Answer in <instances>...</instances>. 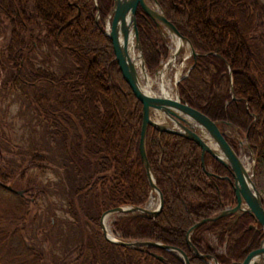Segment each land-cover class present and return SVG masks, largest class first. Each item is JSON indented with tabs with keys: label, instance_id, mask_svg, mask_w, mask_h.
Wrapping results in <instances>:
<instances>
[{
	"label": "trees",
	"instance_id": "obj_1",
	"mask_svg": "<svg viewBox=\"0 0 264 264\" xmlns=\"http://www.w3.org/2000/svg\"><path fill=\"white\" fill-rule=\"evenodd\" d=\"M113 3L0 0V23L6 20L8 33L0 54V70L8 71L5 89L20 91L32 101L39 121L59 144L62 181L68 186L67 212L82 234L74 251L53 256L51 263L184 264L176 251L120 246L109 242L101 230L103 212L120 205H147L152 193L138 150L143 107L123 78L113 44L104 33ZM158 5L199 52L195 65L177 83L181 99L219 122L222 131L230 123L245 135L257 170L264 164V2L158 0ZM136 22L146 68L153 73L171 52L141 9ZM42 44L71 58L70 69L58 74L37 66L32 56ZM224 135L239 154L236 141L227 132ZM146 139L147 159L164 204L156 216L120 215L112 222L113 233L124 240L176 246L188 254L190 264H209L195 256L186 236L197 221L236 204L233 188L224 178L233 179L231 169L206 153V168L213 173L208 176L201 165V148L182 135L148 126ZM2 144L0 264H46L45 255L52 248L39 237H27L42 191L38 186L25 187V182L21 186L24 172L17 175L10 170L11 159L2 154ZM41 156L32 154L25 171H42ZM210 234L216 235L222 252L204 239ZM262 239L264 230L250 213L207 221L190 236L201 253L220 264H240L259 251Z\"/></svg>",
	"mask_w": 264,
	"mask_h": 264
},
{
	"label": "water",
	"instance_id": "obj_2",
	"mask_svg": "<svg viewBox=\"0 0 264 264\" xmlns=\"http://www.w3.org/2000/svg\"><path fill=\"white\" fill-rule=\"evenodd\" d=\"M113 1L114 3L110 9V14L105 20L106 24L104 33L109 37L111 44H113V52L116 56V61L119 65L123 78L127 82L128 86L131 87L134 96H137V98L140 100L143 107V119L140 127L141 131L139 136L140 140L138 150L140 151V159L143 162L151 192L156 193L159 203L157 207L152 209H149L147 205H120L103 212L100 218V226L103 236L109 242H113L120 246L131 248H143V246H146L150 248L156 247L163 250L166 249L173 252L176 251L181 256L184 264H190V258L188 254H185L183 250L176 246L173 247L167 244L163 245L156 240L151 241L143 239L129 241L122 238L119 239L112 233L109 236L107 226H105V219L109 216V214L112 213H138L156 216L162 209L164 204L163 193L156 185L153 170H151V165L147 159L146 136L148 132V126H152L157 130L182 135L189 138L190 140L192 139L195 141L196 144L201 148V165L208 176H212L213 173L208 168H206L204 157L206 153L214 157L223 166L229 167L231 169L233 179L227 176L224 178L229 181L231 188H233L236 204L226 207L223 209V211L216 214V216L197 221L195 225L188 230V234L186 236V242L196 257L206 259L207 261H213L215 264H220L214 257L201 253L197 246L191 242L190 236L192 231L207 221H214L217 218L225 217L230 214L235 215V218H238V216L243 213H250L254 219H256L257 223H260L261 228L264 230V198L261 196L260 191L255 186L252 176H250L248 168L244 165L240 155H238V153L235 151V149H233L232 145H230L226 139L224 135L226 131H222L220 129L219 122L211 120L206 114H203L181 99L177 84L180 77L175 78L176 96L174 98L169 96L150 95L146 93L143 88L142 81H144V78H142L139 74L137 66L133 63L129 54V38L132 34L135 43L134 46L137 48V52L142 59L141 68L143 71H147L141 43L139 41L138 22H136V15L138 12L137 10L141 9L143 14L153 21L157 28L165 27L168 31H170L171 34L188 43L189 51L191 52V57L193 58V64L190 65L189 68L195 65L196 58L199 55V52L194 50L190 40L185 38L177 29V27L167 19L165 13L158 5V0ZM150 3L152 5H157L161 11L159 12L158 10L154 9ZM98 18L99 15L97 16V19ZM180 50L181 48L177 47L170 59H175L180 53ZM155 113L160 114L164 120L155 118ZM226 124L237 133L236 128L232 124ZM204 134L207 135L205 136ZM247 146L249 147L250 155H252L254 158L248 143ZM152 256H156L162 261L164 260L163 256L158 255L157 253H153ZM240 264H264V239H262L259 251L250 253Z\"/></svg>",
	"mask_w": 264,
	"mask_h": 264
},
{
	"label": "rangeland",
	"instance_id": "obj_3",
	"mask_svg": "<svg viewBox=\"0 0 264 264\" xmlns=\"http://www.w3.org/2000/svg\"><path fill=\"white\" fill-rule=\"evenodd\" d=\"M261 1L264 2V0ZM31 11L32 5L29 4L28 12ZM5 21L0 23V54L5 51L3 49L7 42L8 33L5 29ZM39 31L40 29L35 28V34L41 36V32ZM158 31L171 53L165 61L161 62L162 64L159 69L153 73L148 72V74L153 82L154 90L159 93V71L164 70L165 84H167L171 95L175 96V78L177 71L179 77L186 74L191 64V52L187 46V48H181L180 53L175 59H170L175 48L171 33L165 27H160ZM135 51L138 54L137 48H135ZM0 59H2V55H0ZM32 59L37 66L40 65L47 69H53L58 74L66 69H70L72 66L71 58L66 57L62 50L46 44L38 47L37 51L33 53ZM0 71V144H2L3 139L6 140V143L1 145L4 152L2 154L7 156L9 160L11 159L9 163L11 166L10 170L14 169L17 171V175L20 172H24L21 186L25 182V187H30V185L33 187L38 186L42 191L41 195H38L35 204L38 215L35 221L32 222L31 232L27 234V237H33L34 239L39 237L44 245L47 246L49 244L52 249L51 252L47 251L48 253L45 255L44 261L46 264H53L51 263L53 256L59 255L62 257L68 250L69 252L74 251V246L82 239L81 230L73 226V222L67 212L66 201L69 196H67L65 191L68 186L62 181L64 171L62 170V164H60V146L53 141V136L49 133L45 122L39 121L32 101L22 95L20 91L5 89L4 80L7 78L8 71L3 69ZM154 117H159L160 120H164L163 117L156 113ZM225 131L236 141V145L239 148V155L244 165L248 168V172L252 176L255 186L264 198V164H260L256 170L255 161L250 156L245 135L236 133L228 126L225 127ZM204 135L206 136L207 134ZM34 153L40 154L42 155V159L44 158L43 162H41L43 169L41 171L37 168H30L25 171L24 167ZM2 164H4L3 161ZM28 180L31 181V184L27 182ZM34 191L32 190L31 192ZM150 200L152 201L150 202ZM148 203L149 209L157 207L159 202L156 193H151L147 201ZM120 215L124 214L112 213L107 217L105 226H107L109 232L111 231L113 233L112 222L120 217ZM49 220H54L55 223L49 225ZM204 239L211 245L217 247L219 252H222L223 246L217 242L215 234L207 235V238Z\"/></svg>",
	"mask_w": 264,
	"mask_h": 264
},
{
	"label": "bare ground",
	"instance_id": "obj_4",
	"mask_svg": "<svg viewBox=\"0 0 264 264\" xmlns=\"http://www.w3.org/2000/svg\"><path fill=\"white\" fill-rule=\"evenodd\" d=\"M152 7H154V9L158 10L159 12L161 11V10H159L158 6L155 5V4H153ZM171 38H172V41H174V44H175V48L173 50V54H174V51L176 50L177 47H180V48H184L185 47V48H187L188 43H186L185 41L180 40L177 36H174L173 34H171ZM134 44L135 43H134L133 35L131 34V36L129 38V54L131 56V59H132L133 63L136 64L139 74L141 75L142 78H144L145 82L142 81V85H143V88H144L145 92L150 94V95H154V96L160 95V96H166V97L169 96V97H173L174 98L176 95L175 96L171 95V92H170L167 84H165V79H164L165 71L164 70L159 71L160 77L158 78V85H160V92L158 93V92H156L154 90L153 82L151 80L150 75L148 74L147 71H143L142 68H141V65H142L141 64V60L142 59L139 56V54L136 53ZM178 77H179V73L177 71L176 78H178ZM151 201L152 200H150V202ZM147 207L149 208V203L147 204ZM106 219H105V222H106ZM107 231H108V228H107ZM108 235L109 236L111 235V231L110 232L108 231Z\"/></svg>",
	"mask_w": 264,
	"mask_h": 264
},
{
	"label": "flooded vegetation",
	"instance_id": "obj_5",
	"mask_svg": "<svg viewBox=\"0 0 264 264\" xmlns=\"http://www.w3.org/2000/svg\"><path fill=\"white\" fill-rule=\"evenodd\" d=\"M138 11V10H137ZM138 13V12H137ZM136 18H137V15H136ZM227 206H229V205H227ZM233 206V205H232Z\"/></svg>",
	"mask_w": 264,
	"mask_h": 264
}]
</instances>
